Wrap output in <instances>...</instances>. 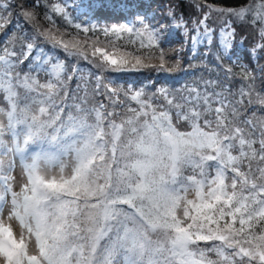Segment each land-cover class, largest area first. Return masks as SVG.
Listing matches in <instances>:
<instances>
[{
  "label": "snow or ice",
  "instance_id": "snow-or-ice-1",
  "mask_svg": "<svg viewBox=\"0 0 264 264\" xmlns=\"http://www.w3.org/2000/svg\"><path fill=\"white\" fill-rule=\"evenodd\" d=\"M105 7L122 15L130 4L101 0L93 14ZM10 8V0L0 3V29L11 22ZM207 9L194 24L193 51L212 45L213 15L224 55L237 22L257 29L256 48L264 50V0ZM51 12L71 22L67 4ZM23 15L35 20L29 10ZM133 19L139 27L82 30L113 48L112 37L125 35L140 48L158 46L159 29L139 14ZM100 35L66 42L37 28L20 38V52L0 48V264H264V118L244 115L251 85L217 91V82L205 81L179 96L129 85L121 100L103 73L130 60L101 46ZM41 40L98 69L88 72L91 93L90 80L77 75L83 70L69 72ZM133 59V68L149 66ZM74 75L81 82L72 91ZM256 103L264 107V97Z\"/></svg>",
  "mask_w": 264,
  "mask_h": 264
},
{
  "label": "trees",
  "instance_id": "trees-1",
  "mask_svg": "<svg viewBox=\"0 0 264 264\" xmlns=\"http://www.w3.org/2000/svg\"><path fill=\"white\" fill-rule=\"evenodd\" d=\"M251 1L256 0H128L130 7L122 15L114 14V10L107 7L97 9L94 15L92 6L100 3L101 0H10L11 22L5 28L0 29V48L4 46L12 48L14 46L20 52L24 44L20 38L34 34L37 28L55 30L63 39L71 38L70 41L83 42L87 38L95 39L96 35H100L99 33L94 34L92 31L84 33L83 27L92 28L96 26L101 28L117 23H136V26L139 27V24L133 19L136 14H139L145 18L147 23L159 29L160 40L158 46L140 48L139 42L136 44L128 43L127 35L119 40L112 37L114 48L123 49L129 55L130 60L129 65L114 71L120 77L115 81L117 83L113 87L118 88L120 86L123 88L121 98H125L124 92L127 91L129 85L134 88L143 87L148 93L154 92L159 86H164L177 96L184 93L189 87L203 88L205 81L217 82V91L228 87L236 92L241 86L248 90L249 85H251V89L253 86L249 70L250 64L257 62L254 59V45L261 42L256 28L235 23L241 47L237 45L235 48V43H233L229 52L237 53L240 60L224 55L216 42L209 47L207 42L201 46L197 45L198 53L195 56L194 53L190 55L188 52L193 47L190 37L195 34L194 24L198 23L204 12L207 11L206 6L235 7L248 4ZM3 2L4 0H0V3ZM56 3L67 4L71 22L51 12V5ZM74 5H78V7H74ZM24 10L33 12L35 20H27L23 15ZM170 11L172 15H169ZM46 14L50 15L52 19H46ZM76 24H80L81 29H77ZM185 29H187V36ZM256 34L257 42L252 39ZM91 41L89 40V42ZM38 44L44 49H50L48 42L41 40L38 41ZM100 44L106 50H115L102 35H100ZM54 49L63 53V58L69 57L73 62L80 59L85 64H92L79 57L67 56L59 47ZM161 54L164 58V68L156 71L154 68L161 64V61L159 62ZM135 56L141 57L142 61L145 62L144 64L149 66L133 68L131 65L134 63L133 57ZM90 59H92L91 56ZM29 61L30 57L24 61V66L20 65L19 67L28 71ZM229 69L231 71H228ZM40 79L42 81L45 79L43 73L40 74ZM74 83L71 86H74ZM94 84L95 82L90 80L89 90ZM70 90H74L73 87ZM251 97H255L254 93ZM97 98L109 103L103 95L97 96ZM0 106H5L2 95H0ZM260 113L262 112L257 109V118H261Z\"/></svg>",
  "mask_w": 264,
  "mask_h": 264
},
{
  "label": "rangeland",
  "instance_id": "rangeland-1",
  "mask_svg": "<svg viewBox=\"0 0 264 264\" xmlns=\"http://www.w3.org/2000/svg\"><path fill=\"white\" fill-rule=\"evenodd\" d=\"M256 1H251L250 3H255ZM207 8V6H206ZM208 10V9H207ZM208 25L212 28H215L216 29V33H215V38L213 40V43L216 42L219 44V47H220V37H219V29L221 27V22L217 19H215V15H213L212 18L209 19V22H207ZM211 23V24H210ZM236 29V35H235V39L233 41V43H235V48L237 45H239L241 47V42L238 38V35H237V26L234 24L233 25ZM52 32L56 33L57 36L59 37V33L55 30H53ZM254 41L257 42V34L255 35V37L252 38ZM66 42H69L71 40V38H67V39H64ZM87 40H94V39H90V38H87ZM206 44V42H205ZM204 44V45H205ZM258 44V43H257ZM255 43L254 45V49L256 48V45ZM48 45H49V48L50 49H45L46 52H49L50 54L52 55H58L60 59L64 60L66 65H67V68H68V71L71 72L72 68L73 67H79L80 69L83 70V72L81 73H78V75L80 76H83L85 78H88L89 80H92L95 82L94 78H89L88 77V72L91 71L93 73H97L98 72V69H96L93 64H85L83 63L82 60H78V61H71L69 57H66V58H63V53L61 52H58L56 49L53 48L52 44L48 42ZM198 45H202V44H198ZM102 46V45H101ZM209 47V45H208ZM115 50H108L109 52H115V54L117 56H121V55H127L128 58H129V55L121 48H114ZM220 50L223 52V49L220 47ZM51 51V52H50ZM194 53V56L198 53L197 52V48L195 49V51H193V47L189 50L188 54H192ZM208 53V52H206ZM230 58L232 59H239L240 60V57L237 53H232V52H229L227 54ZM208 56V55H206ZM254 59L257 60V62H255L254 64H250V77L253 81V86H252V89H251V93H254L255 97H251L252 100H253V104L251 105H246L247 107V111L244 112V115L245 116H248V117H251L252 116V113L254 112L255 113V116L257 118V109L260 110L262 113H260L259 116H261V118H264V107H262L261 105H259L258 103H256L257 99L260 98V97H264V50H261V49H258L256 48V52H255V55H254ZM30 60H31V57H30ZM161 61V59H159V62ZM149 62H151V60H149ZM145 63V62H143ZM153 63V62H151ZM150 64V63H149ZM24 66V64H22ZM156 71H158L160 68L159 66H156L154 68ZM161 70V69H160ZM104 77H105V80L104 82L107 83L109 80H111L112 84L111 86L113 87L117 82H115L116 80L119 79V75L117 76L113 70H106L104 71L103 73ZM74 83V86H71V84ZM78 82H81V81H78L77 80V75H74L73 76V79L71 81L68 82L69 84V89L71 87H73V89L75 90L76 88V84ZM92 87V86H91ZM91 87H90V90L89 92L91 93ZM120 92V95L123 93V88H121L120 86L117 88ZM72 90V91H74ZM80 95H82L83 93H79ZM89 99L92 100L93 102H98L100 101L97 97H95L93 99V97L90 95L89 96ZM121 100H124L123 98L120 97ZM102 102H106V101H102ZM107 104V103H106ZM17 178L19 180V170H17ZM14 228L17 229L18 231V226H16L15 224L13 225Z\"/></svg>",
  "mask_w": 264,
  "mask_h": 264
}]
</instances>
